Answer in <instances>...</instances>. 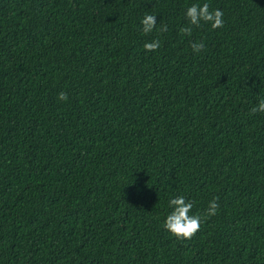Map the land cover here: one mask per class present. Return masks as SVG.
<instances>
[{
	"label": "trees",
	"instance_id": "trees-1",
	"mask_svg": "<svg viewBox=\"0 0 264 264\" xmlns=\"http://www.w3.org/2000/svg\"><path fill=\"white\" fill-rule=\"evenodd\" d=\"M260 99L264 0H0V264H264Z\"/></svg>",
	"mask_w": 264,
	"mask_h": 264
},
{
	"label": "clouds",
	"instance_id": "clouds-1",
	"mask_svg": "<svg viewBox=\"0 0 264 264\" xmlns=\"http://www.w3.org/2000/svg\"><path fill=\"white\" fill-rule=\"evenodd\" d=\"M223 15L224 13L219 10H210V6L207 3L203 5L193 4L186 9L185 17L189 21L191 26H199L201 21L211 25L213 29L223 27ZM142 31L144 34H150L157 26V16L152 14H146L141 19ZM160 32L167 31V25L162 24L159 29ZM182 34L191 35V27H183L180 29ZM146 51H155L160 47L159 40H153L152 42H146L143 45ZM191 47L194 52H200L205 45L203 42L191 43ZM60 101H67L68 96L66 92H60L58 94ZM251 112H264V99H260L258 104L251 109ZM218 197L208 203L206 215L213 216L216 214L219 208ZM169 206L172 211L166 216L164 221V228L171 233L175 238L180 240L191 239L200 230L201 216L190 215L193 208V202L186 199L183 195L177 196L169 200Z\"/></svg>",
	"mask_w": 264,
	"mask_h": 264
}]
</instances>
